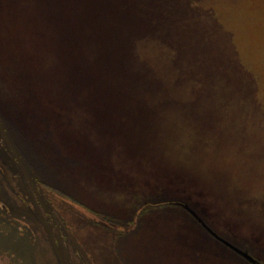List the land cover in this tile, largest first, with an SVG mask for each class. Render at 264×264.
Listing matches in <instances>:
<instances>
[{"label": "trees", "instance_id": "1", "mask_svg": "<svg viewBox=\"0 0 264 264\" xmlns=\"http://www.w3.org/2000/svg\"><path fill=\"white\" fill-rule=\"evenodd\" d=\"M202 2L0 0V86H7L8 90V87L13 90L14 86V93L29 114L30 121L21 123L28 128L17 124L31 142L22 145L16 140L23 149L22 156L30 162L43 186L70 193L78 205L109 223L133 224L131 220L122 222V218L104 208H94L92 197L97 195L102 200L104 195L98 191L89 194L92 189L84 179L91 171L96 172L91 174L94 178L111 173L103 168L105 164L101 161L109 156V146L119 145L120 149L112 148L116 157L127 156L138 165L139 159L152 160L162 167L167 164L171 172L168 163L153 148L160 133L166 137L169 133H165L162 126L156 127V120L162 114L172 119L180 117L189 126L197 125L199 135H206L208 138L204 139L213 142L222 127L226 108L235 102L231 98L230 77L241 69L231 41L230 57L221 53L218 35L222 26L213 10L204 8ZM30 28H33L31 36L25 31ZM28 45L33 55L26 54ZM4 68L10 74L5 76ZM5 92L0 89L1 119L16 113L12 105L14 93ZM218 98L227 101V106L220 105ZM16 104L19 107V103ZM77 159L84 164L83 170L73 168ZM113 163L111 161L115 167ZM108 164L111 166L110 162ZM173 174L172 185L177 189L192 190L191 185L200 188L193 175L181 170H174ZM91 185L94 190L105 191L109 187L121 190L106 183ZM146 187L145 183H128L126 189L143 191L142 195L128 197L130 202L138 196L152 199ZM192 192L205 202L178 192L183 198L160 204L149 202L139 214L161 212L170 206L177 215L175 212L181 214L183 206H192L207 224L200 230L205 234L208 248H199L194 243L193 246L180 244V239L191 240V232L188 230L187 237L185 230L177 225L171 232L166 231L168 237L163 238L166 243L159 244V236L165 229H160L158 235H148L146 231L140 243L142 251L139 245L129 251L125 239L140 228L137 217L136 227L131 232L113 239L112 255L117 259L129 257L131 264H142L150 258H156L160 264H171V260L178 263L179 257L187 256H199V261L205 264H264L263 240L241 233L246 221L248 228L251 226L249 233L263 228L252 217L241 218L245 212L250 215L254 212L243 204L234 205V224L238 229L233 226V234L224 232L227 237L206 219L212 215L208 207L210 200L201 190L195 188ZM197 208L204 210L201 215ZM190 219L182 221L198 229L199 225ZM152 223L153 220L145 228L150 230ZM260 234L264 237L263 232ZM122 244L124 253L120 250ZM210 244L215 247L214 252Z\"/></svg>", "mask_w": 264, "mask_h": 264}, {"label": "rangeland", "instance_id": "2", "mask_svg": "<svg viewBox=\"0 0 264 264\" xmlns=\"http://www.w3.org/2000/svg\"><path fill=\"white\" fill-rule=\"evenodd\" d=\"M202 4L204 8L213 10L216 19L222 26L221 35H218V43L223 49L221 53L226 58L227 56L230 57L231 41L235 47L242 72L237 71L235 75L230 77V93L232 94L231 98H234L235 102L226 108L227 111L224 112V120L218 135L214 137L213 142L206 141L208 137H205L206 135H199V128H196L197 125L189 126L180 117L176 116L175 119H172L170 115L162 114L159 120H156V127L162 126L165 133H169L167 137L160 133L159 140L153 148L154 151H157L158 155L162 156V160L168 163L172 169L171 172L167 170V164L162 167L159 163L152 162V160L139 159L138 165L135 163V160H131L127 156L116 157L117 154L114 153L112 148L120 149V147L115 144L109 146L110 158L106 156L101 159L102 164L106 165L103 168L111 173L106 174L102 178L99 175L94 178L92 175L96 172L91 171L92 175L87 172L88 175L86 174L84 178L88 181L89 189L93 191H89V194L98 191L104 195L102 200L97 195L92 197L94 208H104V211L122 218V222L131 220L133 224H136L137 217H139V222H141L140 228L133 231V233L135 232L134 235L125 239L129 251L131 248L137 247V245H139V251H142L140 243L142 242V234L146 231L148 235L156 233L158 235L160 229H165L162 236H159V244L166 243L167 240H163V238L168 237V232L166 231L171 232L172 227H176L177 225L179 229L185 230L187 237L188 230L191 232V240L187 239L185 241L184 239H180V244L188 243L186 245H192L194 243L193 245L199 248L207 247V244H209L205 239L203 231L194 230L193 225H187L186 221H182L184 218L182 215L178 214V216L172 213V207L170 206L162 209L161 212L149 213L144 216L138 215L149 203L140 196L134 202H130L128 199V197L137 193L142 195L143 191L141 189H126L128 183L137 182L138 184H147L146 188L148 191L146 193L149 194V198H152L151 200L155 204L183 198L178 192L192 196L200 202H205L202 198L193 196V189L201 190L203 195L210 200L208 207L212 215H209L206 219L211 223L213 228L221 233L233 234L234 227L238 229V226L234 224V222L236 223L234 221L236 217L233 214L232 208L234 205L243 204L254 213L250 215L249 212H245L241 218L248 220V218L252 217L263 228L249 233L248 231L251 226L248 228V221H246L244 222L245 226L242 227L244 232L241 233L258 236L264 242V237L259 236L262 235L260 231L264 233V0H203ZM22 23L19 24L22 25ZM25 31L30 32V36L33 34V28L25 29ZM27 38L28 36H25V40H28ZM26 54L28 56L33 55V51L29 45ZM4 70L6 72L5 76L10 74L6 68ZM4 77L1 78L4 79ZM243 84H248L251 88ZM11 85L13 86L12 83ZM8 88L11 93L16 92L14 86L13 90L10 87ZM0 89L4 90V92L7 90V95L10 94L7 86H0ZM9 97L12 99L11 96ZM218 100L220 105L227 106V101H224L222 98H218ZM16 102L19 103V107ZM12 105L16 112L12 116L15 118L7 116L6 121L11 124L10 127L16 139L22 144L27 145L26 142L29 143L30 138L21 132L18 124L21 127L23 125L28 128V126L21 123L30 121L29 114L15 93ZM119 122L122 123L123 119L121 118ZM174 126L175 128L178 127V129H174ZM109 130L112 132L111 127H109ZM201 139L203 140L202 142H200ZM202 143H205V145ZM160 148L164 151L161 152ZM5 150V147L3 148L0 145V160L7 158ZM111 161L115 162L113 163L115 167H113ZM77 162V165L73 168H76L78 171L83 170L84 164L80 160ZM109 162L113 168L108 164ZM33 164L35 168H38L36 163L33 162ZM174 170H181L184 173L193 175L198 181L200 188L193 185H191V188L188 185V188L192 190H183L181 187L177 189V187L172 185L175 175L173 174ZM78 177L81 179L82 175L80 174ZM9 178H11L9 171L4 163L0 162V187L2 189H9L7 187V180ZM96 181L106 183L107 185H116L121 187V190H117L115 187H109L105 191L94 190L95 187L91 184L94 182L97 185ZM202 186L207 189L203 190L204 187ZM63 192H65L63 193L64 195L72 197L70 193ZM126 198L127 200L125 201ZM58 202L60 211L65 215L66 222L71 223L74 228L71 230L72 236L69 234V231L65 230L67 242L68 244H71V242L79 243L80 248L84 251L82 255L87 264L133 263L129 257L124 258V261H117L111 253V249L112 247L114 248L115 243L113 239L121 233L129 232L134 228L133 224L123 223L125 224L124 226H119L105 223L95 215L87 213V211L81 209L64 196L63 198H58ZM70 206L72 208L75 207L79 211L78 213L93 219L95 223H99L103 227L84 224L70 212H67ZM197 211L201 215L204 210L197 208ZM151 220L154 223L150 224V230H148L145 227ZM224 226H228L231 230L223 228ZM104 227L108 229L105 236H103L104 232H106ZM255 233L257 234L255 235ZM87 243L90 247L89 250H86V246H82V244L87 245ZM211 248L214 252L215 247L211 245ZM120 250H123L124 253L125 247L123 244ZM114 253L119 257L117 252L114 251ZM193 257L187 256L183 259L179 257L180 261L178 263L174 260H171L170 263L196 264V262H199V264H205V261H199V256H195V259ZM120 259L122 260V258ZM160 263L156 258L146 259L142 262V264Z\"/></svg>", "mask_w": 264, "mask_h": 264}, {"label": "flooded vegetation", "instance_id": "3", "mask_svg": "<svg viewBox=\"0 0 264 264\" xmlns=\"http://www.w3.org/2000/svg\"><path fill=\"white\" fill-rule=\"evenodd\" d=\"M4 129L7 134V127ZM0 145L12 155L1 133ZM0 162L11 177L7 180L9 189L0 187V264H63L58 250L65 264H87L79 243L67 242L65 230L72 236L74 228L60 211L58 198L63 196L40 189L36 178H32L34 190L13 156ZM67 210L72 213L70 207Z\"/></svg>", "mask_w": 264, "mask_h": 264}, {"label": "water", "instance_id": "4", "mask_svg": "<svg viewBox=\"0 0 264 264\" xmlns=\"http://www.w3.org/2000/svg\"><path fill=\"white\" fill-rule=\"evenodd\" d=\"M0 129H1L2 133L5 135V133H4V131H3L2 127H1V125H0ZM7 142L9 143V146H10V148H11V151H12L14 157L17 158V159H19L18 154L16 153L14 147L12 146V144L9 142L8 139H7ZM20 164H21V166H22V168H23V170H24V173L26 174V176L28 177V179L31 181V178L29 177V174L26 172V170H25L23 164H22V163H20ZM31 184H32V181H31ZM32 186H33V184H32Z\"/></svg>", "mask_w": 264, "mask_h": 264}]
</instances>
